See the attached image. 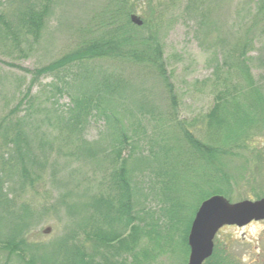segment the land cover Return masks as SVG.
<instances>
[{"label":"rangeland","instance_id":"obj_1","mask_svg":"<svg viewBox=\"0 0 264 264\" xmlns=\"http://www.w3.org/2000/svg\"><path fill=\"white\" fill-rule=\"evenodd\" d=\"M32 2L0 0V20H6L9 25L4 29L0 22V118L16 105L29 86L34 99L30 108L23 105L19 113L26 120L24 129L32 154L31 163L27 162L28 176L21 179L13 175L6 190L12 193L15 202L8 210L0 207V234L10 236L11 227L21 226L20 236L33 247L14 254L0 251V264H25L32 257L50 258L56 264L62 257L55 253L59 246L74 244L72 235L83 238L91 220L87 221L89 211L82 205L102 191L101 168L106 164L102 157L110 142L102 117H91L73 135L61 126L59 116L69 105V97L64 91L57 96L52 86L61 85L60 78L71 77L74 72H67L68 68L58 75L45 74L34 84L31 75L25 72L67 55L82 40L97 37L103 31L100 22L108 1L52 0L41 34L34 40L23 32L18 22L19 12ZM128 4L129 15H136L142 23L149 21L157 31L165 69L174 89V115L167 91L147 66L101 59L89 62L88 72L95 81L109 76L120 82L118 93L101 107L113 111L124 124L128 137L138 139L141 151L150 154V163H141L133 171V179L142 208L158 214L162 199L158 201L156 195H162L164 185L169 189L164 195L173 197L184 194V189L192 191L195 184L205 179L207 168L187 150L176 121L183 120L195 137L204 138L207 128L202 121L216 94L224 91L229 81H236L226 66L215 71V65L226 60L240 32L248 25L252 0H129ZM187 6L191 8L186 11ZM263 52L264 35L249 54L256 56ZM250 69L254 77L261 72L257 60L250 61ZM65 82L71 94L78 93L83 84L77 78L74 83ZM262 126L260 123L256 129L249 130L247 140L233 151V156L220 155L219 168L229 181V186L222 187L225 195H221L232 203L264 198ZM80 139L97 152L88 154L80 150ZM155 156L160 162L154 161ZM132 167L135 165L131 164ZM199 191L193 189L189 207L179 216L181 223L168 240L169 247L147 260V264H187L189 248L183 244L184 233L187 228L189 232L200 203L210 197L203 199L194 211ZM72 207L78 212L72 213ZM160 221L164 228L170 223L167 216ZM46 228H49L47 233ZM213 243V251L215 248L230 256L235 264H264V221L243 227L224 226L216 233ZM151 244L147 238H140V247L149 250L153 248ZM128 260H131L129 255Z\"/></svg>","mask_w":264,"mask_h":264},{"label":"trees","instance_id":"obj_2","mask_svg":"<svg viewBox=\"0 0 264 264\" xmlns=\"http://www.w3.org/2000/svg\"><path fill=\"white\" fill-rule=\"evenodd\" d=\"M107 1L103 8L104 18L100 22L103 31L97 37L91 36L82 40L75 50L53 62L33 70H25L31 75V84H34L45 74L58 75L69 68L67 72H74L73 75L60 78L61 85L52 86L57 96L64 91L69 97V105L59 116L61 126L73 135L79 133L82 124L91 117H102L110 136L107 152L102 157V162L106 161L101 168L104 172L100 179L102 191L92 195L89 202L82 205L89 211L87 221L91 220V227L88 231H84L82 239L72 235L71 237L76 241L74 244L68 247L59 246L56 249V255L62 256L57 259L56 264H147V260L169 247L168 240L181 223L179 216L189 207L188 199L193 189L200 190L199 199L193 207L194 211L208 196L224 194L222 187L225 189L229 186V181L219 168L220 155L233 156V151L240 148L247 140L250 129H256L260 123L263 124L261 128H264V52L256 56L249 54L264 35V0H252L249 9L251 19L248 25L243 33L240 32V38L227 53L226 60L215 65V71L226 66L229 74L233 73L236 76V81L233 83L229 81L224 91L220 90L216 94L211 109L202 121L207 128L204 138L195 137L184 126L183 120L176 121L187 150L203 163V168H207L204 169L205 179L195 184L192 191L184 189V194L173 197L164 195L169 190L165 189L168 185H164L162 195H156L158 201L162 199V205L158 206V214L155 210L143 209L137 198L133 171L141 163H150V154L141 151L138 139L130 135L128 137L124 124L113 111L107 107H101L103 102L108 104L110 97L118 93L116 89H119L120 82L112 80L109 76H102L103 79L98 81L92 80L88 65L91 61L110 59L126 60L147 66L167 91L171 103V115H174L175 110L174 89L169 82L162 56V46L156 37L155 28H152L147 20L141 26L130 22L129 0ZM51 2L52 0H33L19 12L18 22L21 29L32 36L33 40L38 39L41 34ZM188 8L189 6L185 8L186 11ZM0 22L4 29L9 28L6 20L1 19ZM252 60H257L259 63L261 72L257 77L251 73L250 61ZM76 78L82 81V88L78 93L76 92L77 94H71L67 88L69 85L64 84H67L65 81L74 83ZM33 101L29 86L16 105L0 118V149L2 150L0 153V207L2 209L8 210L15 202L12 193L6 190V185L13 175L21 179L28 176L27 162L31 163L32 154L29 152V139L24 129L26 120L24 115L20 116L19 113L23 105L30 108ZM85 144L80 139V150L88 154L97 152ZM155 158L156 156L153 158L154 161L160 162V158ZM131 164L135 167L131 168ZM173 177L172 181L175 183V174ZM174 192L177 193L178 190ZM71 209L72 213L78 212V209L75 210L74 207ZM165 216L170 223L164 228L165 224L160 219ZM18 219L21 221L22 218ZM19 228L21 226L11 227L10 236L0 234L1 252L14 254L18 250L22 251L23 248L26 251L32 249L33 246L20 236ZM187 232L188 228L183 237L185 248ZM141 237L147 238L153 248L148 250L140 247ZM60 244L64 245L61 242ZM128 255L131 260H128ZM51 261L50 258L32 257L25 264H54V261ZM203 264L235 263L230 256L214 248L211 258Z\"/></svg>","mask_w":264,"mask_h":264},{"label":"water","instance_id":"obj_3","mask_svg":"<svg viewBox=\"0 0 264 264\" xmlns=\"http://www.w3.org/2000/svg\"><path fill=\"white\" fill-rule=\"evenodd\" d=\"M129 20L136 26L142 21L134 14ZM264 220V198L231 203L222 195H212L203 200L190 224L187 245V264H202L213 251V239L223 226L243 227L252 221ZM49 228L44 230L45 233Z\"/></svg>","mask_w":264,"mask_h":264},{"label":"bare ground","instance_id":"obj_4","mask_svg":"<svg viewBox=\"0 0 264 264\" xmlns=\"http://www.w3.org/2000/svg\"><path fill=\"white\" fill-rule=\"evenodd\" d=\"M227 199V198H226ZM228 200V199H227ZM229 201V200H228ZM230 202V201H229ZM232 203V202H231ZM252 222H256V221H252Z\"/></svg>","mask_w":264,"mask_h":264},{"label":"flooded vegetation","instance_id":"obj_5","mask_svg":"<svg viewBox=\"0 0 264 264\" xmlns=\"http://www.w3.org/2000/svg\"><path fill=\"white\" fill-rule=\"evenodd\" d=\"M262 221H264V220H262ZM262 221H261V222H262ZM256 222H257V221H256ZM250 223H251V222H250ZM250 223H249V224H250Z\"/></svg>","mask_w":264,"mask_h":264}]
</instances>
